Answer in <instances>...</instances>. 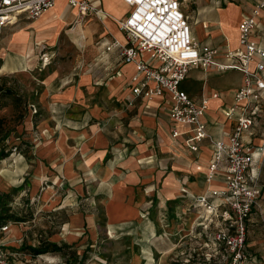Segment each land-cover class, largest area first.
<instances>
[{"label": "crops", "instance_id": "0c3cea01", "mask_svg": "<svg viewBox=\"0 0 264 264\" xmlns=\"http://www.w3.org/2000/svg\"><path fill=\"white\" fill-rule=\"evenodd\" d=\"M88 1L106 14L101 22L93 15L80 16L67 0H55L54 6L40 17H21L0 34V41H5L11 50V59L7 58L10 62L17 57L12 46L26 41V55L19 62L23 71L26 65L36 63L34 58L28 60L34 54V44L59 41L61 37L86 59L98 58L101 62L98 69L77 62L76 71L66 80L59 70L48 71L41 80V101L48 116L39 119L35 127L31 120L27 121L41 143L31 173V189L26 193L30 198L26 205L31 204L32 209L24 218L35 226L36 216L49 212L47 217L53 219L49 223L54 230L41 243H54L59 250L38 254L40 258L51 255L47 262L18 260L22 255V259L33 255L18 242L23 239L22 225L29 221L12 218L1 223H8V228L0 233V247L15 264H226L229 253L212 242L218 222L204 221L208 215L197 198L207 195L212 204L223 208L217 197L210 196L212 190L223 189L224 183L221 173L207 180L209 138L227 140L232 124L222 111L233 102L241 85V72L193 67L181 82V89L195 102L202 98L208 101L203 120L209 138L200 143L197 151H191L186 144L190 127L170 119L168 95L149 100L134 96V65L123 62L118 47L106 50L113 38L124 43L117 21L129 7L122 0ZM179 1L197 43L217 48L216 59L221 64L230 62L224 58L225 50L238 46L240 20L251 15L256 4L264 2ZM256 20L255 38L264 49V9ZM173 129L180 131L177 138L171 135ZM243 140L253 146L264 142V104L259 106ZM17 160L21 174L16 183L0 175V194L19 196L24 189L29 163L22 155ZM2 161L6 166V160ZM12 168L5 171L12 173ZM249 174L253 176L249 182L260 188L261 195L247 221L245 252L250 264H264V157L255 160ZM40 190L35 203L30 196ZM46 191L48 198L44 199ZM10 196H1L0 201L11 205ZM100 227L114 235L106 237L102 232L100 236ZM104 242L112 244V250L106 249ZM41 243L38 246H44Z\"/></svg>", "mask_w": 264, "mask_h": 264}, {"label": "built area", "instance_id": "2783aa9c", "mask_svg": "<svg viewBox=\"0 0 264 264\" xmlns=\"http://www.w3.org/2000/svg\"><path fill=\"white\" fill-rule=\"evenodd\" d=\"M122 1L129 10L117 25L126 43L121 44L113 38L106 50L118 47L123 62L134 65V96L149 100L168 95L170 119L177 125L190 127L186 144L191 151H197L200 143L209 138L203 120L208 101L202 98L195 102L181 89L180 84L188 71L192 67L204 70L215 67L236 69L242 74L232 104L222 111L232 124L227 140L209 138L211 158L207 180L221 173L224 183L223 189L212 190L210 196L217 197L223 208L212 204L207 195L199 196L197 202L208 215L203 218L205 222L212 219L218 222L212 233V242L229 253L226 264H250L245 252L247 221L261 190L249 182L253 178L249 171L256 159L264 157V142L253 146L243 140V135L251 128L259 106L264 104V49L255 38L256 16L264 9V2L256 4L251 15L240 20L238 46L225 50L224 58L230 62L221 64L216 59L217 48L199 45L195 40L179 0ZM54 3L55 0H0V34L4 27L16 23L21 17H40ZM67 4L76 8L80 16L93 15L100 20L105 14L88 0H67ZM40 60L43 65L49 62L47 51L42 50ZM171 135L177 138L180 131L173 129ZM7 228L8 223L1 224L0 233ZM0 264H15L1 247Z\"/></svg>", "mask_w": 264, "mask_h": 264}, {"label": "rangeland", "instance_id": "374dc122", "mask_svg": "<svg viewBox=\"0 0 264 264\" xmlns=\"http://www.w3.org/2000/svg\"><path fill=\"white\" fill-rule=\"evenodd\" d=\"M104 16H106V14H102V17ZM96 19L98 22H101L102 20H98V18ZM96 43H98V41H95V44ZM42 46L45 47V49L42 50H47V52L49 51L48 54L50 55V60L46 65H43L40 60V54L42 52V50L40 51V48ZM33 47L34 54L31 57H28V60L34 58L36 63L26 65V69L23 71V67H19V62L16 59V56L14 57L15 61L10 62L7 60V58L11 59V50L7 49L5 41H0V88L3 90V97L1 100L2 107L0 108V175L4 176L11 183H16L17 177L21 174V172L17 170L19 169V162L17 159L20 155H22L29 163V174L27 176L24 189L20 190L21 196L12 193L14 195L10 196L11 205L6 204V208H4L6 210L3 211L5 212L4 214L8 215L10 218L20 219V221H29L27 218H24V216L30 214L32 209L31 204L26 205V199H28L26 198L28 197L26 196V193H29L31 189V173L35 169L38 157L36 152L38 151V146L41 143V141H36V135L32 130L33 128H28L27 121L31 120L35 127V123L39 119L43 117L47 118L48 116V113L45 111L44 105L41 101V95L43 93L41 80L43 76L54 68L59 70L61 78L66 80L71 72L76 71L74 69L77 62L81 61L92 69H98L101 65V62H98V58H95L94 60L86 59L85 56L80 51L76 50L69 41H65L64 37H61V40L59 41H47L42 44L37 43L34 44ZM9 64L11 66H9ZM8 67L10 69L17 70L18 72H10ZM5 90L7 91L4 92ZM51 113L56 112L52 110ZM28 131H30L31 134H29L30 132L28 133ZM31 135H33L34 138H31ZM29 146L32 147L30 148ZM26 151L29 152L27 153ZM17 155L19 156L17 157ZM3 159L6 160L7 167L5 166V162L2 161ZM8 168L15 170L12 173H7L5 169L10 170ZM8 185L10 184L8 183ZM41 191L42 190H40L35 196H30L31 200L38 203ZM43 196L44 199H47L48 192L46 191ZM10 209L11 211H9ZM44 213H46V215L36 216L34 219L36 223L35 226L33 221H29L22 225V227L25 228L23 231V239L18 240V242L24 244V247L30 245L36 247L40 245L42 240L50 234L49 231L54 230L53 224L49 223V221H53V219L51 217H47L49 212ZM11 223H13V221H11ZM100 225H102V222ZM12 229L17 231V228L14 226ZM99 232L101 233L100 236H102V232H104L106 237L114 235L113 232H109L108 229L104 231L103 227L99 228ZM41 244L45 245L43 243ZM102 245L105 246L106 249L112 250V244L104 242ZM121 246L124 247L125 245L121 243ZM52 251L53 250H50V252ZM25 253L29 254L26 251ZM22 256L18 257V260L22 262H25L26 260H29L30 262L44 260L46 262L51 261V255L49 254L41 256L42 258H40L39 255L34 256L30 254L26 258L23 257L22 259ZM53 261L58 262L56 259H53Z\"/></svg>", "mask_w": 264, "mask_h": 264}, {"label": "trees", "instance_id": "16d2710c", "mask_svg": "<svg viewBox=\"0 0 264 264\" xmlns=\"http://www.w3.org/2000/svg\"><path fill=\"white\" fill-rule=\"evenodd\" d=\"M2 89L0 88V108L2 107V104H1V100H2V97H3V93H2ZM7 90H5L4 92H6ZM1 158V157H0ZM3 197H8L10 196L9 193L8 194H0V198ZM6 202H2L0 201V224L5 222L7 219L9 220L10 217L8 215H5L4 211L3 210H6L4 208H6ZM13 220H20V219H13ZM26 249L32 253L33 255H38V254H42V253H45V252H48L49 249H52L54 251H57L59 250V247L54 244V243H49L48 245H44V246H38V247H33V246H27Z\"/></svg>", "mask_w": 264, "mask_h": 264}, {"label": "bare ground", "instance_id": "6f19581e", "mask_svg": "<svg viewBox=\"0 0 264 264\" xmlns=\"http://www.w3.org/2000/svg\"><path fill=\"white\" fill-rule=\"evenodd\" d=\"M52 8V7H51ZM50 8V9H51ZM77 13V12H76ZM72 16H75V12L74 11H72ZM58 18V17H57ZM77 23V22H76ZM116 30V29H115ZM117 31V30H116ZM119 37H120V35H119ZM123 41V40H122ZM25 42L26 41H17L15 44H14V46H12V47H14L15 48V52H16V55H17V57H16V59L18 60V62H22V60H23V58L25 57V55H26V53H25ZM126 43V41H125V39H124V43H121V44H125ZM17 62V63H18ZM19 64V63H18ZM20 65V64H19ZM19 67H23V66H19Z\"/></svg>", "mask_w": 264, "mask_h": 264}]
</instances>
